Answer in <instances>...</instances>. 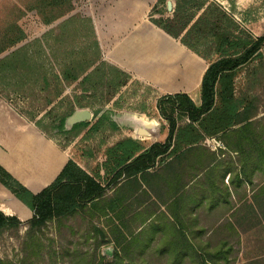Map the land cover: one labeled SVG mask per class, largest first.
Returning <instances> with one entry per match:
<instances>
[{"label":"crops","instance_id":"0c3cea01","mask_svg":"<svg viewBox=\"0 0 264 264\" xmlns=\"http://www.w3.org/2000/svg\"><path fill=\"white\" fill-rule=\"evenodd\" d=\"M95 1L128 14L113 24L117 28L110 42L101 40L103 60L131 79L153 86L158 97L185 93L196 105L201 103L200 84L207 63L159 27L140 20L147 17L153 0ZM217 1L224 8L230 3L232 8L256 3ZM237 79L236 97H258L245 83L246 75L242 86L236 85ZM262 115L263 111L250 121H261ZM114 121L122 132L114 134V142L104 147L102 161L89 171L0 94V166L33 194L50 185L70 159L91 176L97 172L96 180L107 185L126 147L131 149L130 144L115 148L118 142L129 140L140 146L131 163L168 136L166 129L151 141L155 131L137 130L130 117ZM227 139L233 140L229 148L218 135H205L175 155L157 158L144 173L122 174L107 185L103 196L86 203L80 216L90 226L89 238L111 250L110 260L102 255L103 264H264L263 134L253 124L248 132ZM0 211L23 222L33 217L32 210L2 183Z\"/></svg>","mask_w":264,"mask_h":264},{"label":"trees","instance_id":"16d2710c","mask_svg":"<svg viewBox=\"0 0 264 264\" xmlns=\"http://www.w3.org/2000/svg\"><path fill=\"white\" fill-rule=\"evenodd\" d=\"M167 1H156L150 20L167 35L178 39L181 44L207 61L200 84L201 103L196 105L185 93L159 97L156 108L166 121L168 129L165 142L151 144L131 163L128 161L140 151V146L129 140L118 142L115 148L123 149L130 144L131 149L127 150L126 147L114 168L119 166V169L108 186L116 182L122 174L144 173L155 166L157 158L175 155L184 146L197 143L205 135H218L229 148V143L233 140L231 142V139H227L228 136L248 132L250 126L256 124L264 140V115L260 117L261 121H250L261 111L264 112L258 97L234 95L235 79L243 70L248 86L259 85L264 89V34L254 37L244 32L233 16L216 1L173 0L174 8L168 12L165 10ZM54 2L55 5L44 7L68 5V0ZM159 5L162 6L160 9ZM152 15H158V18ZM9 32L8 42L0 48V53L9 49L0 57V85L3 84L0 86V93H25L29 87L40 84L41 91L46 92L48 103H51L62 94L64 85L77 82L79 94L74 95L69 111L60 116L55 126L65 134L78 136L89 126L90 122L86 121L65 130V119L75 111V106L93 107V100L100 105H106L130 80L128 73L100 59L97 41H94V57L84 54L79 60H61L58 69L49 71L44 69L42 63L38 64L34 60L29 42L21 44L26 37L18 26H13ZM62 34L60 32L58 37ZM255 62L257 64L249 68ZM13 79L17 80L12 82ZM98 112L96 110L94 115ZM108 116V112L102 114L89 130L100 127ZM182 118L186 122L179 124ZM38 122L35 124L40 127ZM112 125L116 128L114 123ZM112 171L113 168L110 173ZM96 178L97 172L94 171L91 176L70 159L50 185L33 194L0 166V183L33 212V217L23 222L16 216L5 215L0 211V232L18 229L22 225H27L30 230L39 229L49 221L80 214L82 208H86L87 202H92L104 194L107 185L102 186ZM30 240L34 241L33 236ZM83 260L84 264L95 263L87 257ZM0 264L13 263L0 259Z\"/></svg>","mask_w":264,"mask_h":264},{"label":"rangeland","instance_id":"374dc122","mask_svg":"<svg viewBox=\"0 0 264 264\" xmlns=\"http://www.w3.org/2000/svg\"><path fill=\"white\" fill-rule=\"evenodd\" d=\"M156 1L153 0L147 17L143 16L140 20L152 23L150 14ZM171 1L173 9L174 1ZM227 1L230 3V0ZM55 4L54 0H0V48L8 42L9 30L16 25L26 37L21 44L30 43L29 49L33 53L34 60L38 64L42 63L44 69L49 71L58 69L61 60L68 62L79 60L84 54L87 57H94L96 52L94 41L98 43L100 59L103 60L101 40L110 42L114 37L113 29L117 28L113 24L120 19L128 18V14H121L114 8H105L107 5L95 0H68V5L44 7ZM230 4L229 8L224 9L233 16L244 32L254 37L264 34V0H256V3H251L245 8H232L234 4ZM161 7L159 5L158 9ZM165 10L169 11L167 3ZM152 16L158 18V15ZM60 32L63 34L58 37ZM176 41L180 43L178 39ZM185 48L189 50L186 46ZM8 50L0 53V57ZM172 55L175 56L174 53ZM202 59L207 63L204 58ZM256 64V62L252 63L249 68ZM244 76L245 73L242 71L238 73L236 81L238 87L243 85ZM16 80L13 79L12 82ZM253 89L258 95V101L264 107L263 87L255 85ZM24 92L27 94H8L7 91L0 94L26 119L34 123L39 121V128L60 147L70 150L72 157L78 163L82 160V166H88L89 171L102 161L104 147L114 142V134L118 131L122 132L114 120L130 117L135 122L133 126L137 130L143 128L139 123L154 126L155 134L151 141L153 137L158 138L167 129V123L156 108L159 93L153 86L135 81L131 76L128 83L108 104L100 105L93 100V107L75 106V110L88 109L92 113L91 120L88 121L89 126L78 136L65 134L55 127L60 116L69 111L74 95L79 94L77 82L64 85L62 94L51 103H48L46 92L41 91L40 84L29 87ZM96 110L99 112L94 115ZM105 112H108L109 116L103 120L100 127L98 126L99 129L89 130ZM182 119L179 124L186 122V119ZM116 122L121 123V121ZM64 128L68 131L65 125ZM121 128L125 129L126 125L122 124ZM214 143L216 141L209 142L211 145ZM89 228L87 221L82 219L80 214H74L49 221L39 229L30 230L27 225H22L18 229H6L0 232V259L13 264H26V262L27 264H84L83 259L87 257L93 260L94 264H103L102 255L105 260L111 259L110 247H98L95 240L88 236ZM32 236L34 241L30 240Z\"/></svg>","mask_w":264,"mask_h":264},{"label":"water","instance_id":"95a60500","mask_svg":"<svg viewBox=\"0 0 264 264\" xmlns=\"http://www.w3.org/2000/svg\"><path fill=\"white\" fill-rule=\"evenodd\" d=\"M167 7H168L169 11L172 10V1L171 0L167 1ZM91 117H92V113L88 109L75 110L69 117H67L65 119L64 125H65L66 129L70 130V129H72L73 125H75L77 123L89 121L91 119ZM139 125H141L143 128L148 130L150 133H153L155 131L154 127L151 125H144L141 123H139Z\"/></svg>","mask_w":264,"mask_h":264},{"label":"bare ground","instance_id":"6f19581e","mask_svg":"<svg viewBox=\"0 0 264 264\" xmlns=\"http://www.w3.org/2000/svg\"><path fill=\"white\" fill-rule=\"evenodd\" d=\"M144 125H148V124H144Z\"/></svg>","mask_w":264,"mask_h":264}]
</instances>
